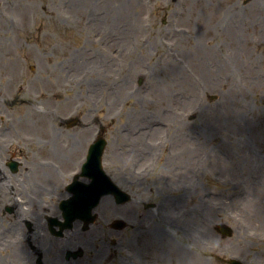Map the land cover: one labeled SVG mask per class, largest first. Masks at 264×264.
I'll return each mask as SVG.
<instances>
[{
    "label": "rangeland",
    "instance_id": "obj_1",
    "mask_svg": "<svg viewBox=\"0 0 264 264\" xmlns=\"http://www.w3.org/2000/svg\"><path fill=\"white\" fill-rule=\"evenodd\" d=\"M0 22L27 51L5 74L30 71L20 98L41 110L0 104V125H13L0 127V156L22 161L8 194L23 164L61 175L64 155L81 158L100 133L105 168L127 184L135 171L137 202L118 232L131 249L102 264H264V0H0ZM4 219L0 264H33L25 222L14 237Z\"/></svg>",
    "mask_w": 264,
    "mask_h": 264
},
{
    "label": "flooded vegetation",
    "instance_id": "obj_2",
    "mask_svg": "<svg viewBox=\"0 0 264 264\" xmlns=\"http://www.w3.org/2000/svg\"><path fill=\"white\" fill-rule=\"evenodd\" d=\"M66 159V165L63 166L62 176L52 178V181L48 183L50 185V194L52 199L54 196H58L61 192V181L65 180L69 175L68 165L72 161V153H66L64 155ZM42 174H48L47 169L40 170ZM129 176L128 172L125 173ZM53 177L50 173L49 178ZM61 180L59 184L53 182V179ZM133 181V177L130 179V182ZM48 201H42L41 198L36 199V202L32 204V208L29 210V215L31 218H24L25 228H28L27 239L33 244L34 248H37V254L41 255L45 260L44 264H102V262L109 258L112 254V249L108 244V234L111 233L113 228L106 227V225H95L90 226L89 229L84 230L81 225L74 227V230H68L64 232L61 237L55 236L51 233L49 226L45 223H42V218L39 219L38 224H35V215L41 216V213L44 215L51 211V204H44ZM110 206V204H108ZM108 228V230H107ZM42 232V235H36L33 233ZM119 232V231H117ZM119 241L115 246H123L121 241V235L117 233ZM115 242V241H114ZM116 243V242H115ZM93 244L96 247V252H86V246ZM112 244V243H111ZM82 247V255L79 257H67L68 250ZM101 254L102 258L100 262H95V255Z\"/></svg>",
    "mask_w": 264,
    "mask_h": 264
},
{
    "label": "bare ground",
    "instance_id": "obj_3",
    "mask_svg": "<svg viewBox=\"0 0 264 264\" xmlns=\"http://www.w3.org/2000/svg\"><path fill=\"white\" fill-rule=\"evenodd\" d=\"M2 25L3 22H0V80L5 86L0 83V92L2 94L1 101L4 103L5 99H16V96H19L20 98L27 93L25 83L32 77V75L30 74V71L27 72L24 68L18 71L19 68L16 69L13 67L11 68L12 70H17L13 76L9 77L5 74L6 68L9 65H16L19 63L20 59L24 58V54L27 53V51L22 48H17L14 45L9 46L7 44L6 41L8 39L3 37V33L7 32V30L3 28ZM5 48L8 49L7 53L5 51L3 52ZM34 108L30 107V102L28 100L22 99V101L17 102V104L11 108V112L19 110L24 113L27 118H30L31 114H33L31 109H34L36 112L41 111L37 109V106ZM6 118H8V116ZM25 124H27L26 121ZM48 127L51 128V126Z\"/></svg>",
    "mask_w": 264,
    "mask_h": 264
},
{
    "label": "water",
    "instance_id": "obj_4",
    "mask_svg": "<svg viewBox=\"0 0 264 264\" xmlns=\"http://www.w3.org/2000/svg\"><path fill=\"white\" fill-rule=\"evenodd\" d=\"M103 146H104V139H100L99 141H96L91 146L90 153H92V156H90L89 161L85 163V169H89V167L91 168V176L94 177V181L98 179L99 175L101 176L103 174V171L101 170V159H100L101 149H99V148H103ZM89 186L92 187L93 184L88 185V187ZM90 192L93 193L91 189Z\"/></svg>",
    "mask_w": 264,
    "mask_h": 264
}]
</instances>
